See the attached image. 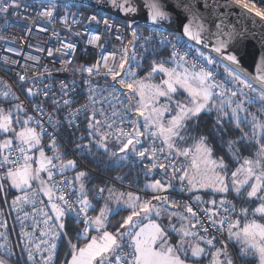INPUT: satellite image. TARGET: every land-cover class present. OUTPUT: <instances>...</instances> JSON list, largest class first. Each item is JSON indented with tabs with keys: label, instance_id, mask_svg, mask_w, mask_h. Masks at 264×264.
I'll return each instance as SVG.
<instances>
[{
	"label": "snow or ice",
	"instance_id": "snow-or-ice-1",
	"mask_svg": "<svg viewBox=\"0 0 264 264\" xmlns=\"http://www.w3.org/2000/svg\"><path fill=\"white\" fill-rule=\"evenodd\" d=\"M237 3H240L241 0H236ZM116 0H113L115 5ZM120 9L124 12H135L136 8L131 7L129 0H124L123 3L118 5ZM19 4L16 3V0H0V13H7L10 8H18ZM205 7H208L207 3ZM245 8H248L249 5L245 4ZM255 10V6H252ZM257 16L264 18V12L255 10ZM41 15L50 17L52 11L48 10L41 13ZM150 18L153 21L164 20L168 18V14L161 10V5L158 3H152L150 5ZM95 19V17H91ZM105 25H108V22H104ZM110 27V26H109ZM131 27V25H129ZM219 28V25H217ZM199 30H193L190 24L184 25V34L200 42V30L203 29L202 25H198ZM132 36L135 39L137 37V32L135 29L132 31ZM99 40V36H93L89 43H95ZM167 37H161V43H167ZM225 43L221 41L219 46L215 48L217 53H220L225 47ZM66 48H73L74 45L68 44L65 45ZM175 48V45H173ZM199 56L207 61V64L211 65L214 61L210 57H205L203 53H198ZM49 55H52V52L49 51ZM188 53L180 55L176 51H173L171 58L168 61H161L160 63L153 62V67L151 72L147 77L140 80L131 79L136 75L132 70L124 71L126 62H128L129 54L127 47L124 50V56L120 60L119 71L115 70L113 67H110L108 61L111 58L115 59V54H110V56L103 57V67L106 70L105 75H111L112 80L120 86V89L128 90L126 93H122L121 90H118L116 87H112L109 91L108 89H100L97 87L89 86L88 88V101L89 103L82 105L83 110H87L90 106L93 107V115L89 117V137L98 136L99 139L95 141L96 147L98 149H103L105 153H108L111 158H114V163L119 165L127 160L128 152L134 153L137 157H144L147 154V149L137 151V145L140 144L141 137L151 136L153 139L162 138V143L166 146L168 153L166 159L173 160V163L170 165L174 173L183 172L184 174L180 176V180L184 181L188 179V183L195 187H211L215 192L225 194L227 192L235 191L237 195L245 188V186L251 184L250 190L247 192V198H257L261 201L259 206L254 210V215L259 214L264 216V143H261V140L264 139V122L257 120L255 115L252 116V137H247L245 133L241 139L248 138L254 140L256 143H260L259 149V159L253 161L250 159H245L243 164L231 172V183L228 182L227 177V164L224 162L223 158L213 159V149L210 145L207 144L206 137H199L195 143L194 153L192 148H184L183 150L177 147V142H183L186 139H192V137H186L182 135V132H186L187 124L198 117L205 111H211L213 109L218 111V120L217 124L225 118L229 117V113L225 112V107L231 110L230 119L234 120L239 127L240 123L247 122V120L242 121L239 117V112H246L247 110L243 107L245 100L242 99L233 107V98L238 95L245 97L248 104L255 103L259 101L264 107V75H260L255 79L260 82L259 90L253 86V83L250 82V79L242 78L246 76V73H243L241 69L230 70L228 67H225V72L228 76L232 78L234 82H238L239 85L249 89L251 94L244 93L243 89L239 91H234L231 88H225V85L217 83L214 77V73L210 70H206L204 66H200L197 70L195 63L192 64L191 70L188 67H185V57ZM35 59V58H33ZM132 60H135V55L131 57ZM228 61L236 63V57L234 55H228L226 57ZM15 63V62H13ZM166 63H175L176 67L168 68ZM261 69L264 70V58L261 60ZM178 69H182L178 70ZM83 71L88 72L90 75L99 74V64L89 66L84 68ZM124 72L123 77L121 73ZM162 73L166 79L161 80L159 84H149L145 83L146 80H149L153 74ZM25 76H20V80H25ZM86 84H89L88 81H85ZM7 87V86H6ZM225 88V91L229 93L227 98H225V91H217L218 89ZM182 89L187 93V101H181L174 99L178 94V91ZM107 92V96H100V99H107L112 103V112L111 116H106L104 109H95V105L99 102L97 100L98 93ZM29 95H34L32 89H28ZM10 90L0 92V96H3L5 99L10 95ZM45 96L48 95L47 92L44 93ZM67 95V92H65ZM123 95V99L121 96ZM220 97V103L216 104L215 98ZM136 97H139L137 100ZM160 98H164L167 102L160 107H156L159 103ZM18 99V98H16ZM126 101V102H125ZM54 103H56L54 101ZM63 103L68 105L69 100H64ZM119 105V108H117ZM36 111L43 112V109L36 105L34 106ZM14 108L19 114L22 112L23 106L21 104H15ZM96 111H99L100 116L103 117V120L95 119ZM175 111V115L171 113ZM171 115V119L167 121L164 120L165 115ZM73 117L76 116V112H72ZM130 116H135L137 118H143V131L138 127V119H130ZM113 117H119L121 123L128 121L133 129L134 136L128 132H125L124 129L116 128L114 132L102 131V125L106 126L108 129H113L115 127V120ZM35 121L33 116H28L26 119L21 120L19 115L13 119L12 110L9 109L7 112L0 108V133H4L8 138L0 141V181L10 182V186L14 189L22 191L24 194L17 196L12 204L13 208L16 209L21 203L33 204L36 203L37 191L31 190V183L33 181H39L41 185L39 191L43 192L49 199L50 207L53 213H55V220L61 221L65 216V208L58 203H53L55 192H61V194L56 197L57 200L67 204L68 211H72V205L68 204L65 200V196L62 193V190L59 189L55 183L45 186L46 181L42 180L41 173L47 172L49 180L55 175L54 170H59L61 173L68 168L75 167L74 161L62 162L59 164H54L53 160H61L60 154H54V156L49 157L45 155V152L41 145L42 135L52 136V143L50 147L53 149L57 148L55 142V136L52 133H47L43 124L39 121H35L37 127L40 128V132H37L36 127L29 126ZM49 123L53 126H56L58 122L49 116ZM72 121H69L71 126ZM23 125L20 130H16L13 125ZM110 135H115L119 143H122V147L116 152H109L107 146V140ZM126 140V142H124ZM135 141V142H134ZM233 141H229V150L232 148ZM78 148L84 147L89 148L88 145L77 146ZM39 148V157L30 155V152H33L35 149ZM161 152L164 149H160ZM174 154V155H173ZM174 156H183L188 158L192 156L191 168L196 170V174L200 175L201 179L199 182L196 181L195 176L190 177L188 175V169L181 166L177 167L174 161ZM153 159H155V149L153 150ZM33 161L36 164V167L33 168ZM156 165L153 164L152 167ZM162 169L166 167L165 164L159 165ZM86 176V173L79 172L75 177V181L80 183V192L79 196L82 197L78 199L76 203L79 204L78 216L79 214H85L84 224L86 225L84 234H87L89 228L95 226V229L98 232H102V236H93L91 241L85 246L79 248V252L75 251L76 246L72 245L73 254L72 259L69 264H186L188 257L189 249L191 250V257H202L206 255L204 247L200 246V243L188 244L186 247V240L189 237H198L199 241H203L204 244L210 247L215 246L214 238H205V236L200 235L199 232H196L192 229L198 227L202 228L204 233L208 232V228H204L196 216V213L193 212L191 207L187 208V212L191 214L192 219L196 220L195 224H191L190 227H181L179 229H173L177 235L181 238L176 245L169 243L166 230L157 223L155 220L151 219V216L160 217L162 209L152 203V201L140 202L139 197H134L131 193L128 194V200L124 202V207L130 210V214L123 219V223L120 226V229H117L116 234H113L109 231L104 230L106 227V222L111 215L116 214L118 211L123 210L119 204V198H117V207L109 208L106 206L100 209L99 214L94 218H88L86 213L89 209H92L91 202L89 201L86 193L84 192V184L82 183L83 178ZM254 181V182H252ZM64 184H70V181H62ZM170 186V185H169ZM147 189L152 190H163L164 185L161 184L159 180L154 183L147 184L145 186ZM55 190V191H54ZM4 184L0 183V192H4ZM111 191V190H109ZM103 189H100L98 195H102ZM199 200V197H196ZM153 200L166 202V197L154 196ZM213 205L214 209H222L224 213L234 212V206H230V202L222 199L219 201L217 206L216 201L210 202ZM37 209L33 207V212H36ZM42 216H44L43 224L45 228L48 229L47 233L42 232V235L49 234L52 237V241H43L44 244H47V248L43 251L47 252V255L42 257L41 264H52L54 251L57 247L55 240L59 233L55 231L56 225L49 227V222L52 221L53 217L48 215L43 208L39 209ZM245 215H247V209L241 210ZM172 215H179L177 213H172L169 216L171 220ZM207 219L210 223V226H214L217 223L220 226L219 230L223 229L224 224H228L229 236L235 237L237 240L242 241L241 255L247 254H256L259 256L261 264H264V224L257 223L255 220L244 224L243 228L240 231H236L239 227V221L229 222L230 217L228 215L219 216V210H212L206 213ZM219 216V220L214 219ZM28 218V213L24 214V219ZM181 220H186L187 217L179 216ZM148 220L147 224L143 223V220ZM23 224V221H21ZM0 227H6L5 222L0 221ZM35 227V225L33 226ZM58 227L60 229L64 228L63 223H59ZM22 237L31 238L32 233L21 232ZM128 238L127 247L131 249L130 252H123L122 249L125 246L123 240ZM158 245V247H154ZM4 244H0V248H4ZM22 251L27 252V261L35 262L34 251L40 252L42 249L39 245L33 250L25 244ZM180 253H184V258H181ZM226 257L225 260H221V255ZM212 261L211 264H233L231 258L227 257V253L222 249H217L216 252H212ZM114 257V259H113ZM98 258V259H97ZM0 264H6L3 259H0Z\"/></svg>",
	"mask_w": 264,
	"mask_h": 264
},
{
	"label": "built area",
	"instance_id": "built-area-1",
	"mask_svg": "<svg viewBox=\"0 0 264 264\" xmlns=\"http://www.w3.org/2000/svg\"><path fill=\"white\" fill-rule=\"evenodd\" d=\"M232 1L251 15L264 21V18L257 16L255 11L264 12V0H241L240 3H237L236 0ZM16 3L19 4L18 8H10L7 13H0L2 16L0 21V92L10 90L11 93L6 99L0 96V106L21 104L24 109L21 113L26 118L33 116L35 121L43 124L47 133L54 134L55 142H60L65 146L66 144L55 126L49 123V116L55 120L56 117H59L61 121L66 123L70 120L76 122L78 119H85L89 122V117L93 115V107L90 106L87 110H83L81 107L89 103V86L108 89L109 91L112 87L121 90L120 86L112 80L111 75H105L103 57L114 53L115 59L113 60L110 56L108 64L119 71L120 59L124 56V50L129 41L130 50L133 48L135 51H140L150 44H158L167 48L171 54L173 51L180 55L188 53L185 57V64L192 66L195 63L197 70H199L200 66H204L206 70L214 73L217 83L222 82L225 88L238 91L233 80L228 75L220 72L215 64H207L206 60L202 59L198 53L190 48V44L172 33L155 27H133L130 29L131 36H128L124 21L101 11L69 9L61 2L56 1L16 0ZM245 4L249 5V7L245 8ZM253 5L255 10L252 8ZM48 10L52 11L50 17L41 15V13ZM91 17H95V19L93 20ZM105 21L108 22V25H105ZM133 29L137 32L135 39L132 36ZM93 36H99V40L94 44L89 43ZM161 37H167L168 42L161 43ZM68 44H72L74 47L66 48L65 45ZM173 45H175V48ZM49 51L52 52V55H49ZM97 64H99V74L94 72V74L90 75L88 72L83 71L84 68ZM20 76H25L26 79L22 81ZM85 81H88L89 84H86ZM225 88L217 91H225ZM28 89H32L35 94L29 95ZM125 90L123 89L121 92L126 93ZM45 92L48 93L47 96L44 95ZM65 92H67V95H65ZM225 93L228 92L225 91ZM101 95L106 97L107 92L97 94L96 98L99 102L95 105V109L103 108L105 115L111 116L112 103L107 99H100ZM121 99H123V95ZM64 100H69L70 103L65 105L63 103ZM36 105H39L43 112L36 111L34 107ZM117 108H119V105H117ZM72 112H76L75 117L71 115ZM95 119L103 120L99 111H96ZM112 119L115 120V127L108 129L102 125V130L114 132L116 128L122 127L125 132L128 131L131 125L128 121L122 124L119 117H113ZM130 119H133V116H130ZM35 121L32 125L40 132V128L37 127ZM43 136L49 142H52V136L47 134ZM145 149H147V154L144 156L146 168L167 171L173 176L174 184L165 191L144 192L141 194L151 198L154 196L174 198L176 201L185 203L196 213L202 226L209 229L207 233H204L200 227L192 230L199 232L200 235L206 238H214L215 246L213 248L225 245L230 251H233L232 246L226 239L228 224H224L222 230H219L220 226L218 223L210 226L206 216V213L210 211L195 201L190 194L186 179L184 181L180 180V176L184 173L173 172L170 166L173 160L166 159L167 153L160 151L162 149L161 139L159 137L155 139L151 136L146 137L142 144L137 146V151ZM154 149L155 159H153ZM68 150L70 149L68 148ZM73 157L79 161L76 155ZM191 160L192 156L188 158L174 156L177 167L183 166L188 169ZM153 164L156 166L152 167ZM160 164H165L166 167L162 169L159 166ZM80 165L83 166V164ZM54 171L55 175L50 180L51 184L55 183L62 190L65 200L72 205L73 210L68 211L67 204L56 199L61 192H55L52 202L58 203L65 208V216L73 218L79 224V236L86 238L89 236L90 228L88 233L84 234L83 230L86 227L83 222L85 214L81 213L79 216L77 214L79 204L76 203L74 185L69 173L67 171L62 173L59 170ZM62 181H70L71 183L66 185ZM131 182L124 175L115 174L105 177V184H113L135 191L134 187L131 186ZM0 183L4 184V181H0ZM103 186L101 185L98 190L103 189ZM31 190L37 191L35 205L21 203L16 209L13 208L12 202L17 196H21L24 193L19 191L12 195H7L6 189L4 192H0V221L6 224V227H0V244L5 245L4 248H0V254L6 259H16L21 264H33V262L27 261V252L22 251L25 244L33 250L37 245L40 246L42 251H34V264H41L42 257L47 255V252L43 251V249L48 246L43 241H52L51 235H42V232L47 233L48 229L43 224L45 217L41 215L39 209L43 208L48 215L53 217L52 221L49 222V227L56 225L55 231L59 233L55 240L56 245L61 235V229H59L53 216L49 200L42 195L35 185H31ZM222 199L230 202V206H234L235 211L224 213L222 209L216 210H219V216L228 215L230 217L229 222H232L236 213V205L231 199L219 198L216 201L217 206ZM33 207L37 209L36 212H33ZM25 213H28L27 219H24ZM86 216L92 218L89 211H87ZM219 216L214 219L219 220ZM21 221H23V224ZM195 223L196 220L192 219V224ZM34 225L35 227H33ZM22 230L32 233L31 238L22 237ZM123 244L125 246L122 251L125 253L130 252L131 249L127 247L128 238L123 240ZM52 264H54V256ZM234 264H240L236 258H234Z\"/></svg>",
	"mask_w": 264,
	"mask_h": 264
},
{
	"label": "trees",
	"instance_id": "trees-1",
	"mask_svg": "<svg viewBox=\"0 0 264 264\" xmlns=\"http://www.w3.org/2000/svg\"><path fill=\"white\" fill-rule=\"evenodd\" d=\"M43 1H56L61 2L64 6L69 9H80V10H95L88 6L64 1V0H43ZM2 16L0 15V21ZM177 36V35H176ZM181 40L187 42L186 40L180 38ZM137 54V72L140 76L149 75L152 70L153 62L155 61L157 64L161 61H168L171 58L170 51L161 47L158 44H150L145 49L138 51ZM131 59L129 56V60L126 66L130 63ZM171 63H166L165 66H169ZM216 65V64H215ZM217 66V65H216ZM220 72H223L222 68H219ZM155 77V74H153ZM227 75V74H226ZM179 92V91H178ZM183 93L180 91L178 94ZM236 98V97H235ZM220 100L218 97L215 98V102ZM237 100V99H236ZM244 104L247 106L245 109L246 112H239V117L242 121L247 120V122L240 123L239 127L234 120L230 119L231 110L225 107V112L229 113V117H225L220 124H217L218 120V111L213 109L211 111H204L198 119L192 120L187 124V131L182 132L181 134L186 137H192V139H186L183 142H177V146L179 148L192 147L199 139V137L203 136L207 138V144L211 146L213 149L214 156L221 157L224 159L225 163H227L228 168L231 170L236 165H238L244 159H255L258 158V153L260 149V143H256L254 140H250L248 138L241 139L244 134H247V137H252V116L255 115L258 121L264 122V116H261L262 110L264 107L260 106V109H253L252 105ZM12 105H7L4 108H11ZM134 118V116H133ZM56 121L58 124L55 126L56 130L60 134L62 140L66 144V146L60 142L58 148H69L65 152L64 157L74 156L76 155L78 158V163L83 164L80 168L86 169V183L88 187L87 195L93 202H97L96 199V191L99 189L101 185L105 184L106 176L113 175H124L129 178L131 182V186L134 187L135 191H139L140 193H146L147 191L140 188L141 181L145 178H161L162 176L166 179L163 180L164 183H169V187L171 188L174 184L173 176L164 170H147L145 168V157H137L130 151L128 152L127 160L119 165L114 163V158H111L108 153H105L103 149H98L95 143V137H89V122L85 119H78L76 122H72L71 126L69 122H63L59 117H56ZM132 130V125H130L128 129V133ZM104 131V130H103ZM116 137L115 135H111ZM1 137V134H0ZM45 141L47 140L45 136H43ZM229 141H233L231 150H229ZM261 143H264V139L261 140ZM142 144V142L140 143ZM88 145L89 148L77 146ZM138 146V145H137ZM120 148V147H119ZM118 148V149H119ZM117 149V150H118ZM6 194L12 195L15 192L8 190L6 186V181H4ZM107 184V183H106ZM191 194V192H190ZM202 196L213 197L214 201H217L219 198H227L231 199L236 205V213L234 219L238 216L240 221H243L245 218L243 215H238L239 209H247V214L251 215L252 219L264 224V216L259 214H253L255 207L260 204V200L257 198L248 199L247 197H241L240 194L234 193L233 191H229L225 194L221 193H210V192H202ZM239 199L242 203L236 204ZM176 201V200H175ZM203 207V206H202ZM123 212H117L114 215H111L108 219L107 229L112 232H116V230L120 227V223L122 220ZM62 223L64 224V228L61 229V235L57 244V249L54 254V264H63L64 261L68 258L70 253L69 244L72 242H80L85 240V238L79 236V224L74 221L71 217H63ZM227 234V232H226ZM226 239L229 241L232 246L233 251H231V258L234 261L236 258L237 262L240 264H258V257L256 254H247L241 255V251L238 248V245L234 241H230L227 236ZM227 249H229L227 247ZM230 250V249H229ZM0 257L7 264H21L16 259H6L3 255L0 254Z\"/></svg>",
	"mask_w": 264,
	"mask_h": 264
},
{
	"label": "water",
	"instance_id": "water-1",
	"mask_svg": "<svg viewBox=\"0 0 264 264\" xmlns=\"http://www.w3.org/2000/svg\"><path fill=\"white\" fill-rule=\"evenodd\" d=\"M64 1L85 5L124 21L128 36H131L130 29L133 27H155L210 51L243 70L256 82V77L264 75V70L260 67L264 58V21L232 0H129L130 6L136 8L135 12H124L120 9L118 5L124 0H116L115 5L113 0ZM154 2L161 5V10L168 14L167 19L153 21L150 18V5ZM206 3L208 7H205ZM185 24H190L193 30H199L198 25L203 26L199 43L184 34ZM221 41L226 46L217 53L215 48ZM129 45L130 41L127 43L130 55ZM228 55H234L237 62L228 61Z\"/></svg>",
	"mask_w": 264,
	"mask_h": 264
},
{
	"label": "rangeland",
	"instance_id": "rangeland-1",
	"mask_svg": "<svg viewBox=\"0 0 264 264\" xmlns=\"http://www.w3.org/2000/svg\"><path fill=\"white\" fill-rule=\"evenodd\" d=\"M179 38H181L180 36H178ZM183 39V38H182ZM185 40V39H184ZM187 41V40H186ZM187 43L188 44H190V48L192 49V50H194L196 53H203L204 54V56L205 57H210L213 61H214V63L213 64H216L217 65V67H219V68H222V70H223V72H225V67H228L230 70H235V69H237L238 67H236V66H234V65H231L230 63H228V62H226V61H224L223 59H221L220 57H218V56H216L215 54H213V53H210V51H206V50H203L202 48H200V47H198V46H196L195 44H193L192 42H190V41H187ZM139 52L138 51H135L133 48H131V50H130V59H131V57H132V55L134 54L135 55V60H132L131 59V61H130V63L125 67V72L126 71H128V70H132V71H134L135 73H136V75L134 76V77H132L131 79H135V80H140V79H144L145 77H147V75H144V76H140L139 74H138V72H137V66H136V62H137V54H138ZM199 55V54H198ZM121 60V59H120ZM171 64H173V63H171ZM185 66H187L189 69H191V66H189V65H185ZM166 67H169V66H166ZM238 69H240V68H238ZM242 72L243 73H245L243 70H242ZM226 73V72H225ZM227 74V73H226ZM123 75H124V72L121 74V77H123ZM154 75H152L151 76V78L149 79V80H146L145 81V83H149V84H159L160 82H161V80H163V79H166V77L162 74V73H157V74H155V77H153ZM230 77V76H229ZM231 78V77H230ZM242 78H245V79H250V82H252L253 83V86L254 87H256L258 90H259V87H260V83H258V82H256L255 80H253L248 74L246 75V76H243L242 75ZM232 79V78H231ZM234 82V81H233ZM0 83H1V81H0ZM234 84L236 85V88H237V90L239 91V89H243V91H244V93H246V94H251L250 92H249V89L248 88H246V87H244L243 85H239V83L238 82H234ZM126 92L128 91V90H125ZM180 91H182L183 93H180V94H177L175 97H174V99H178V100H181V101H187V93H185L182 89H180L179 90V92ZM178 92V93H179ZM229 94L228 93H225V98H227V96H228ZM236 98H238L237 100H236ZM236 98H233V102L234 103H238L239 102V100H241L242 98L246 101V99H245V97H241V96H237ZM136 99L138 100L139 99V97H136ZM219 99H221L220 97H219ZM234 100H236V101H234ZM218 102H216V104H219L220 103V100H217ZM167 101L164 99V98H160V100H159V103L156 105V107H160L161 105H163V104H165ZM246 104H248V103H246ZM249 106H250V104H248ZM252 105V107H253V109H255L257 106L260 108V106H262L261 105V103L259 102V101H257V102H255V103H252L251 104ZM233 107H235L234 105H233ZM247 107V106H246ZM257 107V108H258ZM0 108H3L6 112L9 110V109H11L12 110V116H13V119H15L16 118V116L17 115H19V117H20V119L21 120H24V119H26V117H25V115L23 114V113H17L16 112V110H15V108H14V106H11V108H4V107H1L0 106ZM205 111H207V110H205ZM171 115H175V111H173L172 113H171ZM171 115H165V117H164V120L165 121H167L168 119H171ZM264 116V110H262L261 111V116ZM262 116V117H263ZM133 119H138V127L140 128V130L141 131H143V118L142 117H139V118H137V117H135L134 116V118ZM29 126H31V127H34L32 124H30ZM13 127L14 128H16V130L18 131V130H20V128L21 127H23V125L21 124V125H13ZM133 128V127H132ZM36 130H37V132H39L38 131V129L36 128ZM1 134V137H0V141H3L4 139H6V138H8L7 137V135L6 134H4V133H0ZM130 134L131 135H133L134 136V134H133V132H132V130H131V132H130ZM97 139H99V137L97 136ZM124 142H126V140L124 141ZM135 142V141H134ZM51 143L52 142H49L48 140H46L45 141V139H44V137H43V135H42V137H41V145H40V147H42L43 148V150H44V152H45V155L46 156H49V157H52V156H54V154H60L61 155V160H53V163L54 164H59V163H62V162H67V161H69V160H71V161H74V163H75V167H73V168H68V169H66L65 171H67L68 173H69V176H70V179H71V181H72V183H73V185H74V188H75V191H76V196H77V198L78 199H81L82 197H80L79 196V192H80V183L81 182H77V181H75V177H76V175H77V173H79V172H84V173H86V169H83V168H80L79 167V163H78V161L73 157V156H69V157H64V154H65V152H67V150H68V148L67 149H65V148H62V149H60V148H58V145H59V143L58 142H56V145H57V148H55V149H53L52 147H50V145H51ZM107 146H108V148H111L112 150H114V152H116L117 151V149L119 148V147H122V143H119L118 141H117V139H116V137H113V136H109V138H108V140H107ZM194 148H195V145H194ZM39 148H37V149H35L33 152H30L29 154L30 155H34L35 157H39ZM134 154V153H133ZM135 155V154H134ZM213 159H219V158H221V157H216V156H214L213 155V157H212ZM257 159H259V157L258 158H255V159H251V160H253V161H255V160H257ZM224 160V159H223ZM245 160V159H244ZM244 160H242L238 165H236L233 169H229V168H227V177H228V182L229 183H231V172L232 171H234L236 168H238V167H240L242 164H243V161ZM225 162V161H224ZM227 164V163H226ZM36 167V164H35V162L33 161V168H35ZM189 176L190 177H192V176H195V179H196V181L197 182H199L200 181V179H201V177H200V175H197L196 174V170L195 169H193V168H191L190 169V173H189ZM42 180H44V181H46V185L45 186H48V185H51V181L49 180V178H48V175H47V172H42L41 173V177H40ZM86 179V177H84L83 178V180H82V182L84 181ZM150 180H148V181H146V182H149ZM152 181V180H151ZM150 181V182H151ZM8 182V181H7ZM153 183L155 182V181H152ZM252 182H254V181H252ZM8 184L10 185V182H8ZM35 184V186L37 187V189L39 190L40 189V187H41V185L39 184V181H33L32 183H31V185H34ZM166 184V183H165ZM168 185H169V183H167ZM111 185H113V184H111ZM167 185V186H168ZM113 186H115V187H117V188H120V189H122V191H125V190H123L124 188H121V187H118V186H116V185H113ZM165 186V185H164ZM250 187H251V184H249V185H247V186H245V188L240 192V196L243 198V197H247V192L250 190ZM119 189V190H120ZM194 190H192L193 192V194H191V195H193V198L195 199V201H197L198 202V204L199 205H203L204 206V204L202 203V200L201 199H203L202 198V191H205V192H210L211 194L212 193H217V192H215L211 187H195V188H193ZM16 191L17 192H19V190H17L16 189ZM127 191H129V190H127ZM235 192V191H234ZM42 194H43V192H41ZM132 194H135V195H137L138 196V194L137 193H135V192H132ZM44 195V194H43ZM261 195H264V193H261ZM46 198H47V196L46 195H44ZM54 196H55V194H54ZM196 197H199L200 198V200H197L196 199ZM141 200H142V203L144 202V201H150V199H148V198H146V197H142L141 198ZM173 200V199H172ZM180 204H177L175 207L173 206V208L174 209H169V210H167L168 211V216L167 217H169L171 214H172V212H173V210L176 212V213H178L180 216H185V217H187V219L186 220H181L180 219V222H179V228H181V227H186V228H188V227H190V225H191V214H189L188 212H187V208H188V206L185 204V203H183V202H179ZM239 203H242V201L239 199V201L236 203V204H239ZM261 203V202H260ZM258 206H259V204H258ZM257 206V207H258ZM257 207H255V209L257 208ZM241 209V208H240ZM243 209V208H242ZM236 211H237V209H236ZM242 215L245 217L244 219H243V221H245V222H242V221H240L239 219H237V220H235V222L236 221H239V227L237 228V229H235L236 231H240L242 228H243V226H244V224H246V223H249V222H251V221H253V220H251L252 219V217H251V215L249 214H247V215H245L243 212H242ZM152 220H155L157 223H159V224H161V226L166 230V236H167V239H168V241H169V243L170 244H172V245H176L177 244V242L180 240V236L179 235H177V233L175 232L174 234H176L177 235V237H173V238H170L169 237V234L171 233V227H169V229H167V227H166V225H167V223L164 221H162V220H160V218H158V217H154V218H152ZM257 223H260V224H262L261 222H258V221H256ZM59 223H62V219H61V221H57V225L59 224ZM143 223L144 224H147L148 223V220H143ZM60 229V228H59ZM118 229H120V227L118 228ZM104 230H106V231H109V232H111V233H113V234H116V232H117V230H116V232H112L111 230H108V229H104ZM102 232H98V231H92L91 232V234L88 236V237H86L85 238V240H82V241H80V242H72V243H70L69 244V249H70V253H69V255H68V258L66 259V261H64V263L63 264H69V262L71 261V259H72V254H73V248H72V245H75L76 246V249H75V251L77 252V254H78V252H79V248H81V247H85L90 241H91V238L93 237V236H97V237H99V236H102ZM226 236H227V238L230 240V241H234V242H236L237 243V245H238V248L240 249V251H241V247H242V241L241 240H237L235 237H231L230 238V236H229V232H227V234H226ZM206 238V237H205ZM197 242H199L200 243V246L201 247H204L205 248V251H206V255H204V256H202V257H191V250L189 249V252H188V259L186 260V264H211V261H212V255H211V253H212V251H209V250H207L206 249V245L204 244V242L203 241H199V239H198V237H189V238H187V240H186V244H185V246L187 247L188 246V244H196ZM154 247H158V245H155ZM227 247H222L221 249L222 250H224L226 253H227V257L228 258H231V251L228 249V251H226L227 249H226ZM217 251V250H216ZM215 251V252H216ZM181 254V258H184V253H180ZM257 257H258V264H261V262H260V259H259V256L258 255H256ZM0 259H2L1 257H0ZM98 259V258H97ZM220 259L221 260H225L226 259V257H223V254L221 255V257H220ZM231 260H232V262H233V264H234V261H233V259L231 258ZM7 264V263H6ZM93 264H95V261L93 262Z\"/></svg>",
	"mask_w": 264,
	"mask_h": 264
},
{
	"label": "crops",
	"instance_id": "crops-1",
	"mask_svg": "<svg viewBox=\"0 0 264 264\" xmlns=\"http://www.w3.org/2000/svg\"><path fill=\"white\" fill-rule=\"evenodd\" d=\"M186 65V64H185ZM173 67H176V65H175V63H173V64H170L169 65V67L168 68H173ZM185 67H187V66H185ZM178 70H181L182 71V69H178ZM191 70V69H190ZM218 97V96H217ZM239 97V96H238ZM219 98V97H218ZM236 99H238V98H236ZM243 99V98H242ZM241 99V100H242ZM234 101H236V100H234ZM240 101V100H239ZM246 102V101H245ZM237 103V102H236ZM236 103H234L233 102V105L235 106V104ZM243 107L244 108H246V105L244 104L243 105ZM258 107V106H257ZM255 108V109H260L259 107L258 108ZM261 112V111H260ZM103 131V130H102ZM132 132H133V134H135L134 133V129L132 128ZM95 137V139L96 140H98L97 139V136H94ZM145 138L146 137H141L140 138V141L141 142H143L144 140H145ZM161 139V141H162V138H160ZM95 140V141H96ZM140 142V143H141ZM195 144V143H194ZM178 147V146H177ZM179 148V147H178ZM186 148H190V147H186ZM192 149H193V153H194V146H192L191 147ZM109 149V152H114V150H112L111 148H108ZM162 149H164V152H166V153H168V150H167V148H166V146L162 143ZM179 149H181V150H183L184 148H179ZM118 151V150H117ZM145 166V165H144ZM145 168H146V166H145ZM147 169V168H146ZM190 169H191V163H190V166H189V168H188V175H189V173H190ZM147 170H149L150 171V169H147ZM148 180H152V181H157V180H159L160 182H161V184L162 185H165L164 186V189L163 190H152V189H147L145 186L147 185V184H151V183H153L152 181L150 182H146V181H148ZM163 180H166L163 176L161 177V178H159V177H156V178H145V179H143L142 181H141V184H140V188H142L143 190H145V191H147L148 193H155V192H161V191H165V190H167V189H169L170 187H169V185L166 183H164L163 182ZM186 181H187V183H188V179H186ZM83 184H84V192L86 193V195H87V191H88V187H87V183H86V179L82 182ZM35 185V184H34ZM168 185V186H167ZM6 186H7V188H8V190H11L12 192H17L16 191V189H14V188H12L9 184H8V182L6 181ZM188 187H189V190H190V192H191V194H193L192 192V190H194L193 189V187H192V185H190L189 183H188ZM120 188H117V187H115V186H113V185H111V184H104V186H103V193H102V195H98L99 193H100V191L97 189V191H96V199L98 200L97 202L95 201V202H93L91 199H90V197L87 195V197H88V199H89V201L91 202V205H92V209H89L88 211L91 213V216H92V218H94V217H96L98 214H99V212H100V209L102 208V207H104V206H106L107 205V207H109V208H116L117 207V198H119V204H120V207L123 209V210H120V211H118V212H123V215H122V220H121V223H120V226H121V224L123 223V219L126 217V216H128L129 214H130V210L129 209H127V208H125L124 207V202L125 201H127L128 200V194H132V192H135V193H137L138 194V196L137 195H135V194H132L134 197H139L140 198V202L142 203V200H141V198L142 197H146V198H148V199H150V201H152V203L154 204V205H156V206H158V207H161L162 209H166V210H163L162 211V215L160 216V217H158V218H160V220H162L163 222L165 221L166 223H167V225H166V227H167V229H169V227H171V233L169 234V237L170 238H173V237H177V235L176 234H174L175 233V231L173 230V229H179V222H180V218H179V216L180 215H172V217H171V220H169V217H167L169 214H168V211L167 210H169V209H174L173 208V206L175 207L177 204H180L179 203V201H175L174 200V198H167V200H166V202H161V201H156V200H153V198H151V197H149V196H147V195H142L141 193H139V192H137V191H133V190H129V189H123V190H125V191H122V189H120ZM109 190H111V191H109ZM127 190H129V191H127ZM202 192H205V191H202ZM234 192V191H233ZM234 193H236V192H234ZM74 194H75V196H76V191H75V188H74ZM43 195V194H42ZM44 196V195H43ZM193 196V195H192ZM45 197V196H44ZM46 198V197H45ZM76 198H77V196H76ZM202 198L203 199H201L202 200V203L204 204V208H206L208 211H212V210H216V209H214L213 208V205L210 203L211 201H214L212 198L213 197H211V196H209V197H206V196H202ZM47 200H49L48 199V197L46 198ZM173 199V200H172ZM77 200H78V198H77ZM200 200V199H199ZM242 208L241 209H239V214L238 215H242ZM176 211V210H175ZM174 210H173V212L172 213H176ZM178 214V213H177ZM53 216L55 217V213H53ZM154 217H157V216H155V214H153L152 216H151V219L152 218H154ZM237 219H239L238 218V216L232 221V222H235V220H237ZM146 220V219H145ZM57 222V221H56ZM242 222H245V221H242ZM107 224H108V220H107V222H106V229H107ZM191 224H192V218H191ZM96 229H95V226H92L91 228H90V232H89V235L91 234V232L92 231H95ZM97 231V230H96ZM227 232H228V230H227ZM207 239V238H206ZM231 240V239H230ZM206 245V244H205ZM206 247V249L207 250H209V251H212V252H215L217 249H221L222 247H226L225 245H221V246H219V247H216V248H213V247H210V246H205ZM227 249V248H226ZM226 251H228V249L226 250ZM181 255V254H180ZM223 257H225L224 255H223Z\"/></svg>",
	"mask_w": 264,
	"mask_h": 264
},
{
	"label": "bare ground",
	"instance_id": "bare-ground-1",
	"mask_svg": "<svg viewBox=\"0 0 264 264\" xmlns=\"http://www.w3.org/2000/svg\"><path fill=\"white\" fill-rule=\"evenodd\" d=\"M240 263V262H239Z\"/></svg>",
	"mask_w": 264,
	"mask_h": 264
}]
</instances>
